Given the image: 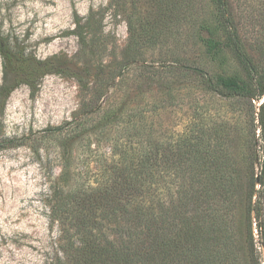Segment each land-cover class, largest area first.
I'll use <instances>...</instances> for the list:
<instances>
[{"label": "rangeland", "instance_id": "rangeland-1", "mask_svg": "<svg viewBox=\"0 0 264 264\" xmlns=\"http://www.w3.org/2000/svg\"><path fill=\"white\" fill-rule=\"evenodd\" d=\"M226 2L232 27L263 74L264 0ZM119 8L117 13L110 0H0V264L74 263L79 258H75L70 244L82 242L79 226L85 223L103 242L106 236L116 240V234L124 232V220L139 211V196L124 199L112 191L111 198L102 195L75 208L83 222L79 214L70 213L54 222V199L61 182L56 158L59 142L49 134L55 128L87 121L83 134L90 136L93 152L85 153L88 147L83 151V146L88 145V138H79L74 143L72 169L84 180L108 176L116 191L121 179L116 161L121 152L112 154V142L120 139L124 143L131 137L126 132L127 122L134 121L138 108H153L170 99L165 87L141 78V66L164 68L173 64L201 69L208 76L221 72L248 75L230 53L228 65L220 67L198 38L197 26L212 17L210 0H121ZM129 22L136 31L134 36ZM202 36L206 37L205 33ZM190 74L172 82L178 89L174 97L179 106L158 112L160 117L153 111L155 151L164 139L167 167L188 161L189 156L183 152L193 144L187 135L195 120L190 106L197 100L200 115L196 117L202 120L204 140L212 141L215 151L221 145L230 150L232 160L241 164L248 163L250 156L237 158L235 147L245 154L251 150L259 173L260 143L252 150L250 131L255 129L256 142L261 131L257 114L263 99L253 102L255 126L247 129L246 106L242 113L228 112V107L220 111L215 96V107L211 108L210 96L200 88L202 77ZM224 112L226 122L220 117ZM239 116L241 125L235 127ZM248 119H253L250 110ZM129 141L135 144L134 137ZM171 146L181 148L183 155L171 153ZM171 174L166 169L164 177L157 178L148 199L155 218L168 217L177 203ZM68 183L72 185V180ZM258 187L256 184L255 190ZM260 190L261 216L257 220L252 213L251 217L253 247L246 239L244 203L236 205L242 264H251L252 259L264 264V187ZM230 209L228 205H215V220L220 215L233 220L235 213ZM169 254L144 261L146 258L118 259L126 264H192L195 260L185 258L182 249L175 248ZM96 259V264H112V258L105 255ZM215 264H221L216 255Z\"/></svg>", "mask_w": 264, "mask_h": 264}, {"label": "trees", "instance_id": "trees-1", "mask_svg": "<svg viewBox=\"0 0 264 264\" xmlns=\"http://www.w3.org/2000/svg\"><path fill=\"white\" fill-rule=\"evenodd\" d=\"M210 2L213 7L212 17L200 22L197 26L198 38L207 55L220 67L224 68L228 65L227 53H230L238 65L248 72V75L221 72L208 76L203 75L201 69L188 68L183 65L174 66L173 64L164 68L141 66L139 68L141 78L145 81H153L160 87H165L170 99L169 102L157 103L153 108L146 106L138 108L134 113V121L127 122L126 132L128 136L135 138V144L131 145L129 141L131 137H128L129 139L124 143L120 139L112 142V154L118 155L121 152L116 161L121 178L117 182L116 191L110 186V177L106 176L102 180L96 181L84 180L72 169V162L76 156L74 143L79 138H88V145L83 146V151L88 147L85 153L93 152L90 136L83 134L87 121L82 124L68 123L67 126L57 127L53 133H49L52 139L59 142L56 158L61 166V182L57 187L58 194L55 196L52 211L54 222L58 221V217L64 213L76 216L79 214L77 217L83 222L80 212L75 208L82 207L92 200H99L98 197L102 195H104V199L111 198L113 192L124 199L134 195V197L139 196L142 200L139 211L121 224L124 232L122 235L116 234V240L106 236V240L103 242L98 235L88 230L85 223L82 224L83 226H79L80 231H83V240L77 246L75 243L70 244L75 249V258L79 259L70 264H96L98 260L96 258H103L104 255L112 258L109 261H112V264H126L118 258H146L143 261L150 258H166L170 256L168 252L175 248L182 249V255L185 258L195 259L192 264H215V255L220 258L221 264H242L243 249L240 244V229L237 225L239 209L236 207L241 202L244 203L245 210L246 239L250 246H254L251 217L254 213L255 218L260 219L262 211L260 189L264 187V73L262 74L254 66L238 32L232 27L226 0H210ZM110 3L118 13L121 0H110ZM129 29L134 36L136 31L131 22H129ZM202 33H205L206 37L202 36ZM189 74L202 77L203 82L200 88L210 96L209 102L213 104L211 108L215 107V96L219 99L217 102L220 111L228 107V112L230 110L242 113L246 106L244 116L247 120L244 121V125L247 129L255 126L253 102L263 99L257 114L261 131L256 142L255 129L250 131L252 150L254 145L260 143L262 160L259 162V173H256L255 158L251 150L250 153L245 154L243 150L235 147L234 155L237 158L243 155L250 156L248 163L241 164L235 159L232 160L230 150L228 151L221 145L215 151L212 141L204 140V126L199 122L202 120L196 117L200 110L197 100L190 106L193 109V119L195 120L192 121L189 129L190 136L187 135L193 144L187 148L186 152H183L184 156H189L188 161L174 163L171 167H167L165 164L167 150H164V139L160 141V146L155 151L153 143L154 118L151 120L153 111L155 117H160L158 112L167 109L174 110L179 106L176 97H174V93L178 89L172 86V82L189 76ZM222 100L229 102L225 104ZM209 105L206 111L208 116L211 111ZM249 110L253 116L251 121L248 119ZM225 115L227 113L220 116L223 121H225L223 118L226 117ZM130 118L132 117L130 116ZM234 123L235 127L240 124V116ZM42 141L44 142V137ZM122 145L123 148H121ZM170 151L171 153L179 152L176 154L177 157L183 155L180 153L181 148L171 146ZM87 164L89 165L90 162ZM166 169L172 172L173 182L177 189V203L175 202L171 207L168 217L155 218L148 208V199L157 183V178L164 177L163 172ZM69 179L72 180V185L68 183ZM256 184L259 187L255 190ZM254 195L255 199L253 200ZM215 205L217 207L228 205L229 209L232 206L230 211L235 213L232 217L233 220L225 219L222 215L216 217L215 220ZM102 207L104 208V206ZM107 207L104 209H108ZM76 227L78 228V226ZM215 245H218L216 251ZM85 256L86 258H84ZM101 262L103 263V261ZM250 262L256 264L254 259Z\"/></svg>", "mask_w": 264, "mask_h": 264}]
</instances>
